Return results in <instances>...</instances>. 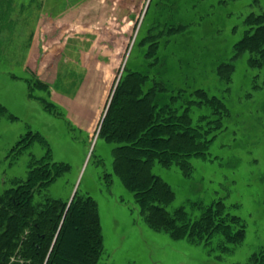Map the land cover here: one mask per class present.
Returning a JSON list of instances; mask_svg holds the SVG:
<instances>
[{
	"label": "rangeland",
	"instance_id": "obj_1",
	"mask_svg": "<svg viewBox=\"0 0 264 264\" xmlns=\"http://www.w3.org/2000/svg\"><path fill=\"white\" fill-rule=\"evenodd\" d=\"M148 2L0 0V102L7 107L0 118V194L25 179L32 157L45 154L39 141L12 152L23 135L38 133L55 161L71 165L45 193L65 199L77 189L98 202L105 247L98 264H246L264 250V66L250 68L243 53L230 84L217 67L232 58L246 16L264 12V0H153L142 29ZM156 19L186 25L159 52L171 86L223 96L229 114L211 158L192 157L191 176L159 163L153 172L176 193L168 210L185 207L198 219L222 201L241 217L245 239L229 253L218 249L220 234L205 246L149 227L134 193L113 174L112 144L98 139L125 65L145 69L148 48L138 39ZM207 112L195 108L193 116Z\"/></svg>",
	"mask_w": 264,
	"mask_h": 264
},
{
	"label": "trees",
	"instance_id": "obj_2",
	"mask_svg": "<svg viewBox=\"0 0 264 264\" xmlns=\"http://www.w3.org/2000/svg\"><path fill=\"white\" fill-rule=\"evenodd\" d=\"M152 2L146 5L142 29ZM244 22L247 26L234 45L232 58L217 67V76L226 84L232 81L236 59L245 52L250 68L264 66V12L250 13ZM185 26L156 19L143 35L141 32L138 44L148 48L145 69L126 62L98 139L112 144L113 174L134 193L149 227L173 239L186 238L205 246L220 234L223 239L218 249L229 253L245 239L246 225L241 217L227 211L222 201L206 207L198 219L190 217L185 207L168 210L176 193L153 172L154 164L159 163L176 166L183 175L191 176L195 170L192 157L211 158V145L229 114L225 97L201 87L190 93L174 89L167 71H162L165 65L159 52L166 37ZM200 107L208 112L195 118L193 111ZM6 114L7 107L0 102V118ZM34 141L45 146V154L32 157L25 179L13 180L14 186L0 194V264H98L105 249L98 202L79 190L71 202L70 196L64 199L45 193L71 165L55 161L49 142L30 131L12 152L21 153ZM113 174H105L109 183ZM246 264H264V250L253 254Z\"/></svg>",
	"mask_w": 264,
	"mask_h": 264
},
{
	"label": "water",
	"instance_id": "obj_3",
	"mask_svg": "<svg viewBox=\"0 0 264 264\" xmlns=\"http://www.w3.org/2000/svg\"><path fill=\"white\" fill-rule=\"evenodd\" d=\"M109 104H110V102H109ZM109 104H108V107H109ZM108 107H107V109H108ZM76 192H77V189H75L74 192L72 193V196H71V198H70V202H71L72 199L74 198Z\"/></svg>",
	"mask_w": 264,
	"mask_h": 264
}]
</instances>
